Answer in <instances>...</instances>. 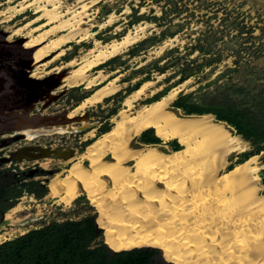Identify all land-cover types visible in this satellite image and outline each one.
<instances>
[{
    "label": "bare ground",
    "instance_id": "1",
    "mask_svg": "<svg viewBox=\"0 0 264 264\" xmlns=\"http://www.w3.org/2000/svg\"><path fill=\"white\" fill-rule=\"evenodd\" d=\"M63 8L62 0H18L8 4L0 14L9 13L7 17L12 18L33 10L34 16L23 17L25 21L15 32L32 27L23 46L33 50V60L40 63L48 57V62L60 58L71 42L79 43L88 35L89 27L83 26L85 12H82L86 4H81L82 11L66 6L63 11ZM111 19L107 22H112ZM137 39L138 34H125L107 43L95 40L94 46L79 58L67 60L65 65L71 71L65 80L63 73L57 74L59 86L84 85L91 92L74 109L66 111L70 121L37 123L35 128L23 130L26 138L89 129L87 115L81 112L102 103L123 86L118 84L116 76L111 77V73L98 67ZM34 73L33 70V76ZM39 81L35 90L42 87ZM150 84L145 81L126 94L123 108L113 116L114 124L109 130L98 136L94 130L87 131L94 139L84 152L50 148L52 157L60 160L63 168L49 179L46 197L70 203L81 190L87 191L99 207L97 221L105 229V242L115 250L155 247L161 250L165 260L176 264H264V212L258 207L264 203V194H259L264 184L254 174L257 168L251 166L257 155L237 163L218 178L213 179L206 172L202 181L193 179L190 173L194 164L205 159V155L193 157L191 149L195 143L203 140L212 144L225 160L233 153L245 151L246 141L231 133L225 122L214 120L211 114L179 116L169 111V103L186 81L134 109V102ZM57 96L51 92L50 103ZM77 123L81 124L74 127ZM150 128L164 141L178 139L184 147L168 153L156 144L132 148L131 140ZM213 180L230 181V185L220 188L212 200H200L199 193ZM20 210V205L9 208L4 219L11 225L19 223Z\"/></svg>",
    "mask_w": 264,
    "mask_h": 264
},
{
    "label": "rangeland",
    "instance_id": "2",
    "mask_svg": "<svg viewBox=\"0 0 264 264\" xmlns=\"http://www.w3.org/2000/svg\"><path fill=\"white\" fill-rule=\"evenodd\" d=\"M17 1L0 0V11L8 4ZM62 1L63 11L66 9L65 6L82 11L81 4H86V9H83L82 12L87 14H83L85 20L83 26L89 27L88 35L79 43L71 42L64 55L56 60L48 62L49 57L40 63L34 60L31 72L34 70V76L43 79L59 71L64 74L63 80H65L66 75L71 71V67L65 65L66 61L72 57L79 58L87 49L94 46L95 40L107 43L113 39H120L125 34H138V39L121 54L99 66L105 72L111 73V77L116 76L118 84L123 86L117 93L104 99L102 103L88 107L81 112L87 115V123L90 125L86 131H58L41 134L34 138L27 137L26 140L15 139L9 147L0 148V151H4L5 154L23 145L60 146L77 153L84 152L94 139L86 134L87 131L94 130L95 136H98L105 128L110 129L114 124L113 116L123 108V100L127 91L136 85L139 87L145 81H148L149 84L152 83L146 86L140 99L134 102V109L159 98L168 93L167 91L172 87L179 86L186 81L184 87L180 88L175 99L171 100L168 105V110L179 116L186 114L182 109L175 108L173 102L181 95H188L189 102L193 103L216 104L225 99L230 104L244 103V106L256 110L260 114V118L264 119V0H207L213 3L214 9H218L217 15H213L212 10L195 9L193 12L181 13L174 17H162L159 5L151 1L146 3H142V0ZM195 5L196 2L191 3L190 8H195ZM131 7H134L135 10H132ZM224 7L233 11L232 18L237 16L236 22L242 27L241 32L238 29L223 28ZM203 14H207V16L201 17ZM8 15L9 13L0 14V32L10 35L8 40L24 41L27 32L32 27H28L20 33H16L15 30L25 21L23 17L29 19L34 16L33 10L28 9L12 18L7 17ZM110 18H112V22H107ZM102 24L103 26H101ZM143 40L145 41L141 43ZM22 48L26 49L23 45ZM22 48L19 47L16 51L17 56L20 54L24 56L25 51ZM23 56L21 57L23 58ZM46 62L45 66L35 69L39 64ZM90 92L91 90L85 88L84 85L74 87H62L61 85L54 90L58 96L54 101H51V104L44 108L42 107L44 102L42 105L37 103L33 112L43 115L69 112ZM213 119L216 120L214 116ZM80 124H74V127ZM225 125L228 126L227 123ZM44 127L50 129V127ZM227 129L236 134L232 126L229 125ZM152 130L156 133L154 128ZM146 135L148 138H152V131L149 130ZM201 141H199L201 143H195V147L193 146L191 149L195 155H192L194 158L205 155L203 162L194 164L192 174L190 173V177L197 181H202L206 172L210 173L213 179L220 177L229 168L245 160L244 154L252 150L251 144L245 140V151L233 153L222 160L212 144ZM144 145L138 144L135 137L131 140L132 148ZM164 145L165 143L162 142L156 144V147L166 153L173 151L172 148ZM181 145L184 147L183 144ZM204 151L209 153L205 154ZM213 151H216L217 154ZM201 152L204 153L201 154ZM262 155L264 156V151L251 162V166L257 168L254 171L256 175H259L264 167ZM192 156L190 157L193 158ZM236 156L238 158L234 160ZM85 163V165L88 164L87 161ZM32 167L40 168L44 172L32 174L30 172ZM13 168H16L15 171L26 173L13 179L14 181L19 179L15 184L20 185V180L27 183L37 181L47 189V192L38 199L22 192L20 197L13 200L12 207L16 205L21 207L18 217L20 221L11 225L5 219L0 220V244L51 221L80 219L87 215H93L97 220L99 207L92 201L87 191L81 190L80 195L70 203L58 202L46 197L50 190L49 179L63 168V164L57 158L23 160L22 162L18 161L16 166L10 162L0 163V171L12 173L11 169ZM229 182L219 180L214 182L213 180V183L207 185L199 193V199H204L203 201L206 202L212 200L220 188L230 185ZM259 194H264V186ZM258 207L264 212V203H260ZM100 239L104 240L103 233Z\"/></svg>",
    "mask_w": 264,
    "mask_h": 264
},
{
    "label": "trees",
    "instance_id": "3",
    "mask_svg": "<svg viewBox=\"0 0 264 264\" xmlns=\"http://www.w3.org/2000/svg\"><path fill=\"white\" fill-rule=\"evenodd\" d=\"M147 1L159 5L162 17H174L181 13L193 12L195 9L212 10L213 15H217L218 12L217 8L214 9L213 3L207 0H142L141 2L146 3ZM195 2L196 7L191 9L190 4ZM131 8L135 10L134 7ZM223 11V28L227 30L238 29L241 32L242 27L236 22L237 16L232 18L233 11L225 7ZM203 16H207V14L201 15V17ZM234 64L238 66L236 63ZM137 88L138 85L129 89L127 93ZM188 98V95L179 96L173 102V106L182 109L186 115L212 114L217 121H223L232 126L235 133L252 146V150L244 154L245 159L259 155L264 151V119L260 118V114L256 110L244 106V103L230 104L227 99L220 103L207 104L189 102ZM107 130L109 129L105 128L103 132ZM160 138L152 141L143 139L142 142L159 144L162 142ZM181 148L182 145L178 144V147L175 146L172 150ZM261 159L264 163L263 155ZM259 176L264 184V167ZM25 187L27 193H34L37 199L42 198L47 192V189L37 181L27 183ZM12 192L3 187L0 178V195L10 196L14 199L22 194L20 190ZM13 204V200L6 203L1 211H7ZM102 233L104 240L100 239ZM105 237L104 228L99 225L93 215H87L80 219L51 221L1 243L0 264H176L166 261L161 250L155 247L112 249L105 242Z\"/></svg>",
    "mask_w": 264,
    "mask_h": 264
},
{
    "label": "flooded vegetation",
    "instance_id": "4",
    "mask_svg": "<svg viewBox=\"0 0 264 264\" xmlns=\"http://www.w3.org/2000/svg\"><path fill=\"white\" fill-rule=\"evenodd\" d=\"M6 32H0V148L9 147L15 139L26 140L24 129L35 128V124L38 123L40 117L51 116L34 113L33 110L37 103L44 102V106L47 107L50 103V93L42 86L40 89L34 90L32 81L37 78L32 75L31 65L34 64L32 51L22 48L24 41L19 39H11ZM19 47L24 50L25 54L17 56V50ZM23 56V58L21 57ZM33 60V61H32ZM59 71L54 72L51 76H57ZM46 78V77H44ZM43 78V79H44ZM36 79V80H43ZM56 115V114H55ZM22 129V130H21ZM38 148H63L60 146L46 147L40 145H23L9 151L5 154L4 151H0V163L10 162L13 165H17L18 161L34 160L39 154ZM65 149V148H63ZM16 168L11 169L12 173L7 171H0V178L2 185L7 191H21L26 192L25 184L27 182L20 180V185H17L19 181H14L20 176L25 175L23 171H15ZM31 173H42L44 170L40 168L32 167ZM12 192V193H13ZM35 197L34 193H30ZM18 198V197H16ZM15 199V198H14ZM10 196L0 195V220L3 213L2 207L14 200Z\"/></svg>",
    "mask_w": 264,
    "mask_h": 264
},
{
    "label": "water",
    "instance_id": "5",
    "mask_svg": "<svg viewBox=\"0 0 264 264\" xmlns=\"http://www.w3.org/2000/svg\"><path fill=\"white\" fill-rule=\"evenodd\" d=\"M59 79L60 78L58 76H56V75L52 76V77L48 76V77L44 78L43 80H40L42 82V84H40V86L41 85L44 86V88L47 89V90L55 89V88H57L59 86ZM37 83H38V80L32 81L34 90L36 88L35 84H37ZM58 121H60V122L70 121V118L67 117V112L66 111L62 112V113H59L57 115L42 116V117H40L38 123L58 122ZM38 150L40 152L37 155V158H46V157L54 156L53 155V150H51L50 148H46V149L45 148H38ZM70 151L73 152V150H70ZM4 215H5V213H3L2 220L4 219Z\"/></svg>",
    "mask_w": 264,
    "mask_h": 264
},
{
    "label": "crops",
    "instance_id": "6",
    "mask_svg": "<svg viewBox=\"0 0 264 264\" xmlns=\"http://www.w3.org/2000/svg\"><path fill=\"white\" fill-rule=\"evenodd\" d=\"M149 130H151L152 131V138H148L147 137V135H146V133L149 131ZM157 138H160V137H158L156 134H155V132L152 130V128H150V129H148V130H145V131H143V132H141L138 136H136L135 137V140H136V142L138 143V144H145V143H143L142 142V140L143 139H146V140H155V139H157ZM161 139V138H160ZM162 142L163 143H165V145L164 146H166V147H169V148H173V147H178V144L179 145H181L182 143L180 142V141H178V140H170V141H163L162 140ZM161 142V143H162ZM151 144H155V143H151ZM238 157L236 156L235 158H234V160L235 159H237Z\"/></svg>",
    "mask_w": 264,
    "mask_h": 264
}]
</instances>
